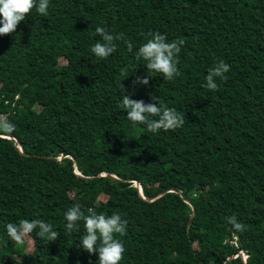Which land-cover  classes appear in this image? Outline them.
<instances>
[{
	"label": "trees",
	"instance_id": "16d2710c",
	"mask_svg": "<svg viewBox=\"0 0 264 264\" xmlns=\"http://www.w3.org/2000/svg\"><path fill=\"white\" fill-rule=\"evenodd\" d=\"M36 15L0 34V116L14 126L0 129V264H95L82 222L64 229L74 203L125 219L118 264H264V0H49ZM97 24L119 36L105 58L89 51ZM152 32L183 41L171 80L134 55ZM219 59L229 68L207 89ZM120 85L184 123L129 121ZM33 217L56 239L6 234Z\"/></svg>",
	"mask_w": 264,
	"mask_h": 264
},
{
	"label": "clouds",
	"instance_id": "9594fccd",
	"mask_svg": "<svg viewBox=\"0 0 264 264\" xmlns=\"http://www.w3.org/2000/svg\"><path fill=\"white\" fill-rule=\"evenodd\" d=\"M32 10L37 14L36 18L47 17L49 0H0V34L12 32L17 23L23 21ZM36 22L39 23L37 19ZM93 33L98 38L89 45V51L97 58L109 56L116 48L114 40L119 39V36L100 24L94 26ZM182 44L183 41L179 39L167 40L164 33L152 32L143 43L136 47L134 55L138 60L145 61L146 69L161 74L165 80H171L178 75L176 54L180 51ZM228 68L229 65L224 60H216L206 70L203 87L215 89L217 78L223 79ZM149 77L137 75L133 83L147 85ZM123 92L121 105L123 110H126L124 116L131 122L143 124L147 131L155 133L157 130L174 129L184 123L185 117L173 107L158 100L156 95L149 94L150 100L145 102L131 98L130 93L124 88ZM13 127L7 117L0 116V129L11 132ZM63 217L64 229L68 232L77 227V222H82L83 231L78 235V247L89 254L94 252L95 264H118L124 248L121 240L114 234H123L126 225L125 219L119 212L106 214L103 211L89 209V213L85 214L79 205L74 203L63 211ZM227 220L233 230L242 229L243 225L234 216H229ZM3 227L9 238L17 242H20L23 236L31 233L33 229L36 230L37 236L46 237L47 241L56 239L58 235L50 222L35 217L8 222ZM242 253H240L241 256Z\"/></svg>",
	"mask_w": 264,
	"mask_h": 264
},
{
	"label": "rangeland",
	"instance_id": "374dc122",
	"mask_svg": "<svg viewBox=\"0 0 264 264\" xmlns=\"http://www.w3.org/2000/svg\"><path fill=\"white\" fill-rule=\"evenodd\" d=\"M24 249H25L26 252H30L31 251L32 245H31V242L29 240H28V243L26 244Z\"/></svg>",
	"mask_w": 264,
	"mask_h": 264
},
{
	"label": "built area",
	"instance_id": "2783aa9c",
	"mask_svg": "<svg viewBox=\"0 0 264 264\" xmlns=\"http://www.w3.org/2000/svg\"><path fill=\"white\" fill-rule=\"evenodd\" d=\"M242 259H243V261H245V259H246V255L244 253H242Z\"/></svg>",
	"mask_w": 264,
	"mask_h": 264
}]
</instances>
